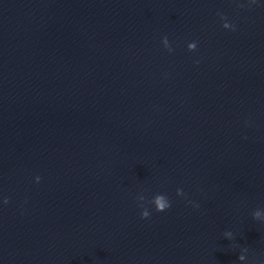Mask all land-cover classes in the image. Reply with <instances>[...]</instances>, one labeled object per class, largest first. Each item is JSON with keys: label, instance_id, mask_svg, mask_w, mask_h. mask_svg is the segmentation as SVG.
I'll return each instance as SVG.
<instances>
[{"label": "clouds", "instance_id": "9594fccd", "mask_svg": "<svg viewBox=\"0 0 264 264\" xmlns=\"http://www.w3.org/2000/svg\"><path fill=\"white\" fill-rule=\"evenodd\" d=\"M188 47H189V49H192V48L195 47V45L194 44H189ZM169 51H172V49H169ZM4 203L7 204L8 203V200L6 199L4 201ZM155 204H156V208L155 209H156L157 212H164L165 210H167L168 208L171 207L170 202H166L164 200V198L163 197H160V196L156 197ZM148 217H149V211L146 210V209H144L141 212V218L142 219H146ZM226 235H230V233H226Z\"/></svg>", "mask_w": 264, "mask_h": 264}]
</instances>
